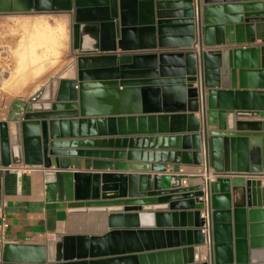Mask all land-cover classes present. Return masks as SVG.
Instances as JSON below:
<instances>
[{"label":"water","instance_id":"1","mask_svg":"<svg viewBox=\"0 0 264 264\" xmlns=\"http://www.w3.org/2000/svg\"><path fill=\"white\" fill-rule=\"evenodd\" d=\"M240 1L0 0V13L72 12L79 53L75 77L36 91L20 126L0 122V169L42 167L46 202L105 214L107 228L58 234L45 244L5 243L0 264H171L180 256L183 264H264V90H256L264 89V45L202 50L264 42V3L248 10L260 5ZM196 38L199 59L191 50H169ZM183 125L188 130L168 131ZM134 135L181 141L190 151L131 164L135 152L97 149L123 147ZM67 157L90 165L60 168ZM167 161L205 162L216 177L183 186L182 175L165 172ZM149 168L163 174L125 172ZM203 197L210 262L200 258Z\"/></svg>","mask_w":264,"mask_h":264},{"label":"crops","instance_id":"2","mask_svg":"<svg viewBox=\"0 0 264 264\" xmlns=\"http://www.w3.org/2000/svg\"><path fill=\"white\" fill-rule=\"evenodd\" d=\"M228 2L236 3L237 0H226ZM241 5H256L260 6L248 9V10H260L264 3L263 0H241ZM244 11V9H243ZM251 12V11H250ZM26 13H0V33L1 31H13L20 29L25 20L31 19L25 17ZM71 16V73L70 75L63 76L62 78L73 79L75 77V59L78 53L73 47V35L72 24L74 22L73 13H69ZM18 21V23L16 22ZM21 20V21H20ZM19 24V26L17 25ZM8 26V27H7ZM13 27V28H11ZM254 28L253 32H256ZM233 34V31H231ZM245 32L243 35L245 36ZM16 36H10V38L4 41L3 48L12 50L17 47ZM259 46L264 45L258 39H255L251 44H238L228 46H215L218 50L223 47L232 48L233 46ZM119 52V51H117ZM112 54V53H110ZM256 90H264L257 88ZM38 89L32 92H11L5 90L0 86V122H7L10 127L11 124L16 123L20 126L22 122L23 113L29 103V99ZM197 119H201L200 113H195ZM257 119L260 120L258 117ZM147 130V126L144 127ZM168 131L188 130L187 125L180 127H168ZM20 130V128H19ZM149 130V129H148ZM200 142H202L203 134L200 131ZM139 138L138 140L136 138ZM146 137V139L144 138ZM122 138V137H120ZM131 138V137H130ZM132 140H128L123 147L114 146H98L97 149L104 150H123L132 151L137 154L129 161L131 164H145L163 163L166 158L161 157L159 154L167 152H189L190 146L185 145L183 142H169L167 140H155L154 136L151 138L148 135H141L132 137ZM151 138V139H149ZM184 144V145H183ZM189 144L190 141H189ZM83 149H86L84 147ZM202 154L203 144L201 145ZM60 168L71 170H83L84 158L67 157L60 159ZM89 162L90 160H86ZM128 162V161H127ZM199 165L190 164H170L166 162L165 172L175 173L177 169L182 168L187 172L195 171ZM92 172H107L110 169H93L92 167L86 169ZM47 170H44L40 166H34L32 168L26 167L24 164L12 166L7 169H0V250L5 243L13 244H45L48 239L53 238L58 234H101L106 228L105 214L102 213H71L69 208L64 202H46L45 201V186L44 182L48 180ZM125 172H137L136 174L144 175H157L160 176L162 172L152 171L151 168L142 171H125ZM176 175V174H175ZM230 177V176H228ZM261 186H264V177H261ZM201 180L198 177H186L182 178V185H193L200 183ZM154 224V223H151ZM169 223H162L161 227L167 226ZM150 226V225H149ZM172 242V241H171ZM166 244H173V243ZM206 254V248L201 246L200 258L202 260L203 255ZM185 257H179L173 259L171 264L180 263L183 264ZM188 259V257L186 256Z\"/></svg>","mask_w":264,"mask_h":264},{"label":"rangeland","instance_id":"3","mask_svg":"<svg viewBox=\"0 0 264 264\" xmlns=\"http://www.w3.org/2000/svg\"><path fill=\"white\" fill-rule=\"evenodd\" d=\"M25 17L33 18V17H47L48 22L52 27H55V22L64 17L66 18V32H67V38L65 43L60 46L57 45L56 51L58 52L56 57H53L52 55L49 57V61L53 64L52 66H49L47 62L46 65L48 68L44 70V72L37 74L29 70L30 66H34V56L33 53H28L27 58H25V61H20V56L18 53L21 50V42L24 40V36L21 34V31H1L0 33V86L5 90H10L11 92H32L33 90H40L44 89L45 85L49 83L52 79L56 78H62L63 76H66V72L69 70L71 72V59H72V48H71V40H70V24H71V16L69 13H53V12H28L26 14H23ZM21 21V20H20ZM8 27V26H7ZM13 28V27H11ZM10 36H16V39L18 40L16 43L15 48L12 50H8L7 48H3V43L5 40L8 41ZM26 40V39H25ZM28 41V40H27ZM29 43L31 41H28ZM32 43V42H31ZM32 44L29 45L31 47ZM39 49H37V54L39 53ZM22 57V56H21ZM29 59V66L26 67L25 64L26 60ZM24 60V59H23ZM32 62V64H31ZM18 64H21L18 69ZM25 69L29 70V79L25 81L24 83L18 80V76L23 73ZM22 71V72H21ZM17 80H15V79ZM16 83V86H18L19 89L15 90L14 88L11 89L8 84L14 85Z\"/></svg>","mask_w":264,"mask_h":264},{"label":"bare ground","instance_id":"4","mask_svg":"<svg viewBox=\"0 0 264 264\" xmlns=\"http://www.w3.org/2000/svg\"><path fill=\"white\" fill-rule=\"evenodd\" d=\"M66 21V18L62 17L55 22L56 26L52 27L49 24L47 17H33L31 19L25 20L21 26L17 24L20 29H17L15 31H21V34L25 37L20 44L21 50L18 53V55L20 56V61H25V58H27L26 55H28V53H33L34 66H30L29 70L31 69L32 71H34L36 75L44 72V70L48 68V66L46 65L47 62H49V66L53 65L49 61V57L51 55L53 57H56L58 54V52L56 51L57 45L62 46L66 41ZM16 22L18 23L17 20ZM27 40L31 41L32 43H29ZM30 44H32L31 47H29ZM37 49H39L40 51L38 54ZM20 65L21 64H18V69H21L19 68ZM23 65H26V67H28L30 65L29 59H27L25 64ZM29 70L25 69L23 73L18 76V80L23 83L27 81L29 79ZM70 73L71 72L69 70L66 72L67 75H70ZM16 83L17 82H15L14 85H8L11 89H13V86H15L16 90L19 89L18 86H16Z\"/></svg>","mask_w":264,"mask_h":264},{"label":"built area","instance_id":"5","mask_svg":"<svg viewBox=\"0 0 264 264\" xmlns=\"http://www.w3.org/2000/svg\"><path fill=\"white\" fill-rule=\"evenodd\" d=\"M217 48L214 46H202V50L203 51H212V50H216ZM172 51H176V50H182V51H187V50H191L192 52H194L195 58L199 59V51H200V44H199V40L196 38L194 40V42L192 43L191 46L189 47H185V48H178V49H169ZM173 173V172H172ZM173 174L176 175H182L185 179L186 177H198L201 180V183L205 186L207 185V183H209L211 180H213L216 177L215 172L213 171V169H211L210 167H208L205 162L201 163L199 165V167L197 168V170L195 171H191V172H187L185 170H183L182 168L177 169V171ZM203 202H204V208L201 210L200 216L203 218L204 223L202 225V232L204 233L205 236V242H204V247L206 248V254L203 255L202 260H205L207 262H210V258L212 255V237H211V231H210V227H211V219H210V213L208 211V198L207 197H203Z\"/></svg>","mask_w":264,"mask_h":264},{"label":"flooded vegetation","instance_id":"6","mask_svg":"<svg viewBox=\"0 0 264 264\" xmlns=\"http://www.w3.org/2000/svg\"><path fill=\"white\" fill-rule=\"evenodd\" d=\"M32 12H34V11H32ZM4 13H7V12H4ZM12 13H17V12H12ZM22 13V12H21ZM24 13H28V12H24Z\"/></svg>","mask_w":264,"mask_h":264}]
</instances>
